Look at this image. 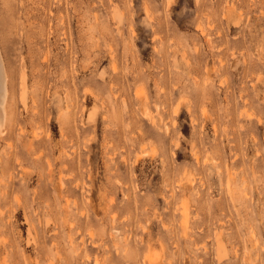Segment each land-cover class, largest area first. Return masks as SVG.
Listing matches in <instances>:
<instances>
[{
	"label": "rangeland",
	"instance_id": "374dc122",
	"mask_svg": "<svg viewBox=\"0 0 264 264\" xmlns=\"http://www.w3.org/2000/svg\"><path fill=\"white\" fill-rule=\"evenodd\" d=\"M0 45V264H264V0H0Z\"/></svg>",
	"mask_w": 264,
	"mask_h": 264
},
{
	"label": "bare ground",
	"instance_id": "6f19581e",
	"mask_svg": "<svg viewBox=\"0 0 264 264\" xmlns=\"http://www.w3.org/2000/svg\"><path fill=\"white\" fill-rule=\"evenodd\" d=\"M8 82H9V71L6 67V62L4 60L1 45H0V127L1 128L5 127V124L3 125V123H5V122L8 123V117L11 115V112H10L11 107H10V103H9V98H10L9 88L10 87L8 85ZM1 128H0V135L2 136V135H4L3 134L4 131L1 130ZM5 133L7 135L8 130L5 131ZM2 137H4V136H2ZM2 137H0V138H2Z\"/></svg>",
	"mask_w": 264,
	"mask_h": 264
}]
</instances>
